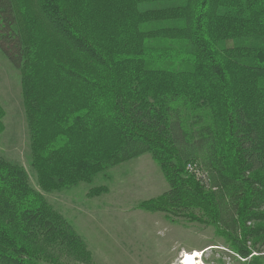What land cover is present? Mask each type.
Wrapping results in <instances>:
<instances>
[{
  "label": "trees",
  "instance_id": "obj_1",
  "mask_svg": "<svg viewBox=\"0 0 264 264\" xmlns=\"http://www.w3.org/2000/svg\"><path fill=\"white\" fill-rule=\"evenodd\" d=\"M0 53L21 75L41 192L148 154L168 191L141 210L207 223L264 264V0H0ZM57 257L89 259L0 158V264Z\"/></svg>",
  "mask_w": 264,
  "mask_h": 264
},
{
  "label": "rangeland",
  "instance_id": "obj_2",
  "mask_svg": "<svg viewBox=\"0 0 264 264\" xmlns=\"http://www.w3.org/2000/svg\"><path fill=\"white\" fill-rule=\"evenodd\" d=\"M187 153L194 154L191 147L186 149ZM0 158L24 169L30 186L69 224L89 255V259L57 257L41 264H182L183 252L193 251L201 252L200 264H248L250 257L240 258L226 244L225 232L207 223L167 218L162 212L140 209L143 202L168 191L162 171L148 154L114 166L90 183L41 192L31 166L21 75L1 53ZM188 163L186 172L206 190H213L201 163ZM99 187L106 191L98 196L89 195L91 189Z\"/></svg>",
  "mask_w": 264,
  "mask_h": 264
},
{
  "label": "bare ground",
  "instance_id": "obj_3",
  "mask_svg": "<svg viewBox=\"0 0 264 264\" xmlns=\"http://www.w3.org/2000/svg\"><path fill=\"white\" fill-rule=\"evenodd\" d=\"M199 251H193V252H183V261L182 264H200L198 259L200 258ZM180 263V262H179Z\"/></svg>",
  "mask_w": 264,
  "mask_h": 264
},
{
  "label": "built area",
  "instance_id": "obj_4",
  "mask_svg": "<svg viewBox=\"0 0 264 264\" xmlns=\"http://www.w3.org/2000/svg\"><path fill=\"white\" fill-rule=\"evenodd\" d=\"M188 169L191 170V166L190 165H188Z\"/></svg>",
  "mask_w": 264,
  "mask_h": 264
}]
</instances>
